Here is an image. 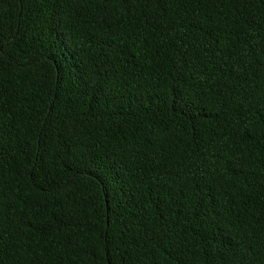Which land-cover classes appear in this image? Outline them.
<instances>
[{
  "label": "trees",
  "instance_id": "trees-1",
  "mask_svg": "<svg viewBox=\"0 0 264 264\" xmlns=\"http://www.w3.org/2000/svg\"><path fill=\"white\" fill-rule=\"evenodd\" d=\"M0 264H264V0H0Z\"/></svg>",
  "mask_w": 264,
  "mask_h": 264
}]
</instances>
